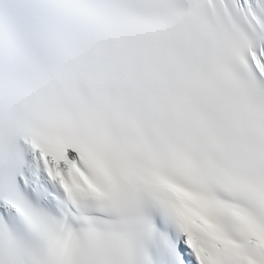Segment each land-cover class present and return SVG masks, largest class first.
Here are the masks:
<instances>
[{
  "label": "snow or ice",
  "instance_id": "snow-or-ice-1",
  "mask_svg": "<svg viewBox=\"0 0 264 264\" xmlns=\"http://www.w3.org/2000/svg\"><path fill=\"white\" fill-rule=\"evenodd\" d=\"M0 264H264V0H0Z\"/></svg>",
  "mask_w": 264,
  "mask_h": 264
}]
</instances>
